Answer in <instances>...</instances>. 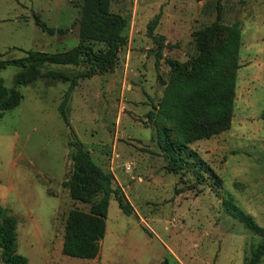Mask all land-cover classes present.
I'll use <instances>...</instances> for the list:
<instances>
[{
    "label": "rangeland",
    "instance_id": "obj_1",
    "mask_svg": "<svg viewBox=\"0 0 264 264\" xmlns=\"http://www.w3.org/2000/svg\"><path fill=\"white\" fill-rule=\"evenodd\" d=\"M83 4L0 0V59L75 48ZM111 10L128 20V42L113 69L79 79L65 107L69 125L60 109L85 64L45 65L44 73L59 71L68 80L42 77L20 86V106L0 111V204L17 218L18 252L28 264H245L264 239L226 203L264 228V0H112ZM219 13L242 37L233 125L189 146L184 175L172 174L157 132L171 77L167 60L195 57L194 33ZM21 69L0 70L7 88ZM77 139L113 173L133 209L126 215L110 200L106 235L93 260L62 251L70 211L90 209L73 201L64 185ZM199 173L203 184H197Z\"/></svg>",
    "mask_w": 264,
    "mask_h": 264
},
{
    "label": "trees",
    "instance_id": "obj_2",
    "mask_svg": "<svg viewBox=\"0 0 264 264\" xmlns=\"http://www.w3.org/2000/svg\"><path fill=\"white\" fill-rule=\"evenodd\" d=\"M111 4L112 0H84L79 23L80 43L73 49L57 53L29 51L23 58L0 59V70L11 66L22 68L14 78L13 88H7L0 78V111L7 112L20 106L24 98L18 90L20 86H29L42 77L68 80L59 71L44 73L42 69L45 65L85 64L87 70L71 79L70 89L60 109L69 125L65 107L79 79L92 78L113 69L121 49L128 42L125 33L128 20L112 12ZM49 31L52 34L55 32L53 29ZM58 32L64 33L63 30ZM193 37L195 57L187 62L167 60L171 77L157 111L158 142L168 159L167 169L181 176L187 169L185 154L189 146L231 130L236 114L238 74L242 68L240 28L226 26L221 13L213 23L195 32ZM189 156L196 157L193 153ZM70 158L74 168L64 185L73 201L89 205L90 209L89 212L79 209L70 211L62 251L69 257L93 260L98 257L101 241L106 235L110 200H116L126 215H132L133 209L123 191L115 188L113 173L95 163L91 152L78 139L73 143ZM214 176L216 185H219L221 179L215 173ZM203 183L204 176L199 173L197 184ZM226 208L249 230L264 239V228L251 216L230 202L226 203ZM17 225V218L0 204L3 264H28V259L18 252ZM263 261L264 240L252 247L251 256L245 264H260Z\"/></svg>",
    "mask_w": 264,
    "mask_h": 264
},
{
    "label": "built area",
    "instance_id": "obj_3",
    "mask_svg": "<svg viewBox=\"0 0 264 264\" xmlns=\"http://www.w3.org/2000/svg\"><path fill=\"white\" fill-rule=\"evenodd\" d=\"M131 168V165L127 167V169L129 170Z\"/></svg>",
    "mask_w": 264,
    "mask_h": 264
}]
</instances>
